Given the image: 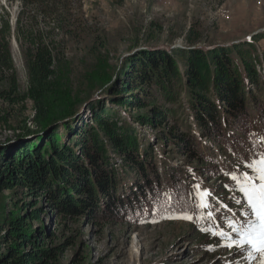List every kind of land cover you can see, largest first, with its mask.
<instances>
[{
	"label": "rangeland",
	"instance_id": "374dc122",
	"mask_svg": "<svg viewBox=\"0 0 264 264\" xmlns=\"http://www.w3.org/2000/svg\"><path fill=\"white\" fill-rule=\"evenodd\" d=\"M35 1L0 0V37L5 22H8V41L18 82L15 95L18 100L13 104L3 97V93L11 90V73L0 65V154L13 151L26 141L36 140V135H27L28 131L24 129H39L35 118L41 94L31 90L27 46L19 41V28L21 34H40L44 40L54 43L58 58L57 77L46 95L48 105H55L54 109L74 96L86 100L89 95H93L92 104L98 101L97 97L103 98L100 103L112 107L114 91L131 75L132 61L141 51L167 48L178 53L186 50L191 29L201 38L202 44L198 45L201 47H229L262 36L256 46L264 55V0H50L56 5L49 4L48 8ZM178 61L183 72L185 61L180 56ZM105 77H111V83L115 82L108 91L111 83L101 86ZM147 89L153 94L148 108L138 112L117 107L118 111L123 122L137 128L142 143L145 140L151 143L159 172L165 163L185 172L197 201L193 211L165 209L160 212L149 208L147 213L137 217L128 215L118 223L87 217L64 218L53 211L45 197H34L27 189L17 188L0 196V214L25 215L32 208L24 209V206L37 200L36 209H41V220H29L28 223L32 232L45 229L47 249L64 245L59 264H264V253L257 252L251 245L228 248L224 245L229 240L211 234L223 230L230 233L233 240L241 239L229 228L228 221L229 218L242 220V210L247 205L225 173L247 170L248 163L264 154V134L256 131L259 145L245 152L220 148L202 138L203 144L213 147L211 152L205 150L207 157L214 160L206 164L211 166L206 169V165L191 162L177 150L176 143L166 138L168 127L177 126L183 132L187 124L199 135L189 109L177 119L169 118L168 125L160 129L145 127L133 120L139 113L151 114L155 106H172L165 104L156 87ZM254 91L264 99L263 91ZM181 100L186 105V93L180 95ZM84 118L90 122L89 109ZM82 124L79 122L78 126ZM58 133L63 138L62 145L70 144L63 129ZM162 138L166 140L165 146L160 143ZM114 162L121 163L118 158ZM197 184L199 191L210 190V207L199 206L201 198L197 194ZM238 200L240 204L236 203ZM185 215L193 219L179 218Z\"/></svg>",
	"mask_w": 264,
	"mask_h": 264
},
{
	"label": "trees",
	"instance_id": "16d2710c",
	"mask_svg": "<svg viewBox=\"0 0 264 264\" xmlns=\"http://www.w3.org/2000/svg\"><path fill=\"white\" fill-rule=\"evenodd\" d=\"M51 1L35 2L48 8ZM9 33L10 26L5 22L0 37V65L11 73L12 86L3 97L14 104L18 100V82ZM21 33L19 28V41L27 46L31 90L41 94L35 118L39 129H24L27 135H36V140L0 154V196L17 188L27 189L29 195L45 197L53 211L64 218L87 217L108 223H118L128 215L137 217L149 212V208L160 212L193 211L197 201L185 172L167 163L159 172L151 143H142L137 128L123 122L118 111L117 107L138 112L148 108L153 94L147 87H156L165 104L172 106H155L151 114L139 113L133 120L160 129L168 125L169 118L177 119L189 109L199 135L190 124L183 132L170 126L165 133L191 162L203 166L214 162L205 151L211 152L213 147L203 144L202 138L220 148L245 152L259 145L256 131L264 134V99L254 91L264 92V55L256 46L262 36L229 47L203 45L204 48L198 46L202 40L191 29L186 50L141 51L132 61L131 75L114 91L112 107H106L99 102L103 98L97 97L92 104L93 95H89L86 100L74 96L54 109L55 105L46 101L57 77L54 43L40 34ZM178 56L185 61L183 72ZM110 83L111 77H105L101 86ZM182 93L187 94L186 105L180 101ZM87 109L91 111L90 122L84 118ZM79 122L86 123L78 126ZM61 129L69 136L70 144H61ZM165 142L163 138L160 141L162 146ZM116 158L121 163H115ZM37 204L34 200L24 206L32 208L26 216L0 214V264H59L64 245L47 249L45 229L32 232L28 223L41 220Z\"/></svg>",
	"mask_w": 264,
	"mask_h": 264
},
{
	"label": "snow or ice",
	"instance_id": "6c2138e0",
	"mask_svg": "<svg viewBox=\"0 0 264 264\" xmlns=\"http://www.w3.org/2000/svg\"><path fill=\"white\" fill-rule=\"evenodd\" d=\"M247 170L241 169L238 172L233 171L225 173L235 183L236 190L243 195L244 203L247 205L243 208V219L236 221L229 218L228 226L233 232H236L241 239L233 240L230 233L220 231H212L211 234L217 235L230 242L224 245L225 247L232 248L244 247L251 245L257 252L264 253V154L258 159L252 160L246 166ZM195 187L198 189V195L201 198L200 207L208 208L210 204L208 197L212 194L210 190L199 191L200 185ZM240 204L241 201H236ZM227 208V205H224ZM230 211V209H229ZM208 216L211 218L212 213L209 212ZM182 219L192 220L193 217L185 215L179 217Z\"/></svg>",
	"mask_w": 264,
	"mask_h": 264
},
{
	"label": "water",
	"instance_id": "95a60500",
	"mask_svg": "<svg viewBox=\"0 0 264 264\" xmlns=\"http://www.w3.org/2000/svg\"><path fill=\"white\" fill-rule=\"evenodd\" d=\"M37 127H38V125H37Z\"/></svg>",
	"mask_w": 264,
	"mask_h": 264
}]
</instances>
